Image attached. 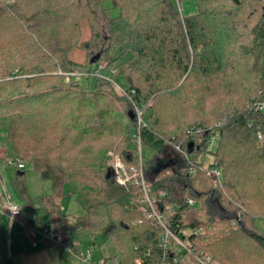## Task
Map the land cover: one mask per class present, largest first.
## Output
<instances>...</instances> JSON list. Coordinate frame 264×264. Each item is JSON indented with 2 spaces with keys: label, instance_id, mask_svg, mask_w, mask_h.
Wrapping results in <instances>:
<instances>
[{
  "label": "trees",
  "instance_id": "trees-1",
  "mask_svg": "<svg viewBox=\"0 0 264 264\" xmlns=\"http://www.w3.org/2000/svg\"><path fill=\"white\" fill-rule=\"evenodd\" d=\"M109 1L119 10L117 16L104 0H0V117L7 127L10 157L32 164L43 180L52 182L50 195L33 198L27 193L26 172H18L14 187L24 199L22 213L29 223L36 209L54 223H63L65 185L70 184L74 193L75 171L92 169L101 199L85 207L78 199L85 213L72 229L89 233L93 244L101 236L111 240L124 264H136L141 257L144 264L165 257L173 263L174 249L158 246L162 229L147 220L136 223L143 219V210H137L131 200L142 197L141 187L123 186L108 176L112 146L100 141L105 132L118 130V122L102 108L106 104L99 95L66 87L65 73L81 67L71 55L82 49L89 56L88 75L106 59L126 79L137 104L150 101L153 124L141 130V140L155 154L144 170L152 191L165 192L156 209L166 214L172 231L183 240L184 230L195 231L188 236L190 246L210 252L213 260L264 264V233L255 225L264 216V143L258 147L259 134L264 139V111L257 109L256 98L252 100L261 95L264 99V0H193L198 11L186 16L176 0ZM83 19L90 28L86 41L81 40ZM96 56L97 62L91 63ZM212 79L224 85L225 94L235 85L244 94H253L244 100L250 105L238 108L236 104L216 117L220 127L181 128L180 138L156 129L164 102H183L185 94L207 92L209 87L202 83ZM100 80L96 76V83ZM106 97L110 105L114 98ZM131 112L133 107L127 115L136 127ZM212 120L201 119L206 124ZM191 130L196 132L191 135ZM215 131L220 132V141L211 166L222 172L217 187L204 171L189 172L202 165L200 156L208 152ZM190 142L195 143L192 153H188ZM117 148L123 163L139 165L133 144ZM166 171L171 176L164 175ZM188 198L201 207L190 206ZM254 200H258L255 207ZM71 236L65 238L68 249L81 254ZM0 264L15 263L1 253ZM104 264L119 263L108 257Z\"/></svg>",
  "mask_w": 264,
  "mask_h": 264
},
{
  "label": "rangeland",
  "instance_id": "rangeland-1",
  "mask_svg": "<svg viewBox=\"0 0 264 264\" xmlns=\"http://www.w3.org/2000/svg\"><path fill=\"white\" fill-rule=\"evenodd\" d=\"M2 1L11 3L13 0H2ZM176 4L183 16L191 15V13L194 14L198 11L197 3L194 2L193 0H185L183 2H181L180 0H176ZM104 5L106 6V8L110 9L111 13L114 16H117L119 14V10L113 8L111 1L104 0ZM89 38H90L89 22L87 19H83L81 40L86 41ZM76 52L77 54L78 52L81 54V57H79V59H78V55L75 54V59L77 60V62L76 61L75 62L77 65H80L81 67L78 66L73 67V72L65 73L64 75L65 82H67L66 87L73 90H77L78 92H82L84 94L93 93L99 95L101 102L106 104L103 107L101 105V107L104 108L106 113L108 114L110 113V116L113 118L111 120H116L118 122L117 129L119 131L116 130L115 132V130H112L105 132L104 138L100 141V145L103 144V145L112 146V149H110L108 153V160H107V167L109 168L108 176L112 181L118 182L117 178L120 177L121 172L117 171V164L118 162H120L121 159L118 158L119 155L118 153H116L117 147L128 146L129 144L131 145L133 144V146L136 148L135 157H137V160H139V164L143 162V167L144 164L146 163L147 165H149V161L153 159V156L155 154V151L151 146L143 145L141 137L139 142V140L135 136L137 130H138V134L140 133L141 135V130L144 127H146V125L152 126L153 124V119L151 117L149 118L148 107L150 101L148 103L145 101L144 103L140 102L139 104H137L134 99V95L132 96L131 93L125 94L124 90L128 91V83L126 79L123 77H119L115 64H109L106 59H102L99 64L93 66L92 67L93 71H91V74L88 75L90 69L88 70L87 66L85 65L89 62V56L82 49H77L75 50V53ZM112 55L115 56L116 52H114ZM96 76H100L102 79L98 83H96ZM92 77H94L95 79ZM242 84L247 85L248 82L247 83L242 82ZM202 85L209 87L207 92L205 89H201L199 91V94H185L186 95L185 97L187 98H184L185 101L183 102L179 101L178 99L164 102L165 109L163 111H159L160 112L158 119L159 122L156 125V129H159L162 132H164L166 136L171 135L172 137H176V138H180L178 137L179 135L177 134H179L178 132L181 130V128L186 129L187 127H189L188 125L190 124L194 126L202 124V126H205L209 129L211 128L214 129L216 128V126L217 127L221 126L219 120H216L215 118L220 117V115L223 112L232 110L233 109L232 107H234L236 104H239L237 105L238 108H242L243 106H247V105L249 106L251 103V102L246 103V101L244 100L247 96L251 97L253 94L250 95L244 94L245 90L241 89L240 86L238 85L237 87L236 85L233 86L230 89L229 94H225L226 91L225 92L222 91L224 85L220 83V81L218 82V80L212 79V81L209 82L208 84L202 83ZM199 87L200 86H198V88ZM107 95H109V97L114 98L110 105H108L107 102L109 99L108 97H106ZM261 97L262 95L254 96L252 100L256 98L257 101H264V99H261ZM152 99L153 98H150V100ZM131 107L134 108L133 113L135 117H136L135 115L136 107H139L145 111L146 125L145 126L143 125L140 129L139 126H137V124L136 127L130 124L127 111L131 109ZM201 119L202 120L213 119V120L206 124L203 123ZM196 121L199 122L195 123ZM0 127H4L5 129H7L6 125L3 124L1 117H0ZM6 137H7V133H6ZM219 141H220V132L215 131V133L211 136V139L209 141L208 152L207 153L203 152L199 159L203 162L202 164L205 167L209 168L211 164L214 163L215 159L214 156L212 155V152L217 147ZM258 141H259L258 147H262L264 143L263 136L261 138L258 136ZM9 150H10L9 153L7 154L8 157L6 156L4 158L3 164L5 166H10L8 170L10 172V175L12 176L11 178L12 182H9V180H7V182L8 184H10L11 188L13 187L12 188L14 189L13 196L17 198L18 202L20 203V206L23 205L24 199L22 198V195H20L14 187V181L16 180L17 174L20 170H24L26 172L27 193L29 196L36 198L41 195H50L52 193V182L50 180H43L39 172L35 170L34 166L25 161L19 162L25 166L24 169H19L17 165L19 163L15 162L10 157L12 154L11 148ZM10 162H13L14 165H11ZM127 173H129L128 170ZM164 175L171 176V171H166ZM205 176L210 179L213 187H217L221 185V184L216 185L214 179L211 176H209L207 173ZM261 184H263V188H264V180H262ZM129 185L130 184L123 186L129 187ZM72 186H73V190L75 191L74 192L75 194L71 192L72 190L71 185L66 184L61 199L62 209L64 213L67 215L65 221L63 223L62 222L54 223L53 221L51 222L59 227V229L64 235V238H68L69 233H71L72 240L70 242L75 245H79L82 254L87 256V254L90 252V263L98 264L100 262H103L105 258L115 257L116 262H119V264H124L122 256H120L119 252L115 247V244L111 240L107 239L104 236H101L98 237L95 240V244H93V239L91 238L89 233L85 231H77L72 229V226L76 224L78 217L84 215L85 213L84 209L79 204L78 199L82 201L84 207L91 203L99 202L101 199L98 188L97 175L92 171V169L77 170L75 171L74 174V184ZM131 186L136 187L135 185H131ZM141 198H142L141 196H134L132 197L131 200L134 204H137L136 207L137 210L139 211L143 210L144 208V205L141 202ZM257 202L258 200H254V207L258 204ZM194 207L200 208L201 204L196 201ZM23 216L26 219V221L29 223L26 216L24 214ZM232 225L235 226L236 223L233 222ZM255 225L258 228V230L264 233V216L257 218ZM49 226L50 225H47L45 227H49ZM200 232H204V231L200 230ZM184 233L187 236L189 235L190 230L186 229ZM49 243L51 244L50 247L54 248L55 251L57 252L58 264H80V262H82L80 260L81 254H76L75 250L73 252H70L67 244L59 245L51 242ZM205 253L212 257L210 252L206 251ZM214 261H216L218 264H226L219 262L217 260ZM182 264H197V261L192 254L187 253L182 258Z\"/></svg>",
  "mask_w": 264,
  "mask_h": 264
},
{
  "label": "built area",
  "instance_id": "built-area-1",
  "mask_svg": "<svg viewBox=\"0 0 264 264\" xmlns=\"http://www.w3.org/2000/svg\"><path fill=\"white\" fill-rule=\"evenodd\" d=\"M124 93L130 94L132 92L124 90ZM131 95H134V94H131ZM255 105L257 109H259L260 111H264V101H256ZM135 110H136L135 112L136 123L135 124H137V126H139V129H140L143 125L144 126L146 125L145 111L139 107H136ZM195 132H196L195 130H191L190 134L192 135ZM135 136L140 142L141 135L140 133L138 134V130ZM259 137L261 138L262 135L259 134ZM176 149L177 151L181 153L183 152L180 146H177ZM199 162H202V161L199 160ZM10 164L14 165L13 162H10ZM17 165L19 169L25 168V166L22 163H19ZM197 169H200L201 171H204L209 176H211L214 179V182L216 185L222 183V172L219 168L212 167V166L208 168L202 164L199 168L191 167L189 169V172L192 174H195ZM127 170L129 173H127ZM117 171L121 172L120 177L117 178V181L120 184H123V185L130 184V185H135L137 187H141V190H142L141 202L144 205L143 219H138L136 223L142 224L143 220H147L150 225L161 228L162 234L160 235L158 246L165 251H169L172 248L174 249L175 256L173 258V263L168 259V257H165L163 261L154 262L152 264H174V263L177 264L179 262H182V258L187 253L192 254L195 257L197 264H218L216 261L213 260L211 256H209L205 252L198 251L192 246H190L188 236H190L193 233H196L195 231L193 232L192 230H190V233L189 235H187V238L185 240L181 239L178 234L172 231V229L170 228V225L167 222L166 214H162L156 209V202L158 200L165 198L166 195L164 192H159L158 194H156L152 191L151 184L148 183L146 180V174H145V170L143 167V162H141V164L139 165H132L128 167L120 160V162H118L117 164ZM186 201L190 206H195L196 204V201L192 198H188ZM8 215L13 222L19 223L22 227L28 226V222L22 218L23 213H22L20 205L10 202L8 204ZM30 232L33 236L38 235L41 238V240L45 242H51V243H55L59 245H66V241H65L63 233L61 232L59 227L54 224L50 225L49 227L43 228L41 230L31 229ZM32 245L34 248H38V241L33 240ZM69 251L73 252L72 249H69ZM147 255H149V253H147ZM80 260L82 261V263H90V252L87 254V256L81 253ZM135 263L144 264V258L141 257V258L136 259ZM98 264H104V261Z\"/></svg>",
  "mask_w": 264,
  "mask_h": 264
},
{
  "label": "crops",
  "instance_id": "crops-1",
  "mask_svg": "<svg viewBox=\"0 0 264 264\" xmlns=\"http://www.w3.org/2000/svg\"><path fill=\"white\" fill-rule=\"evenodd\" d=\"M75 54L77 52L74 51L71 57L77 62ZM77 55L79 59L81 54L78 52ZM9 149L6 129L0 127V252L4 256L11 257L15 264H58L57 252L50 247L51 244L41 240L38 235L33 236L30 232L31 229L41 230L46 228L45 226L53 224L41 210L34 211V220L32 223H28L27 227L13 222L8 215L10 202L20 205L17 198L13 196V187L11 188L7 182V180L12 182V176L8 170L10 166L3 164ZM23 219L26 220L24 216ZM33 240L38 241V248L33 247Z\"/></svg>",
  "mask_w": 264,
  "mask_h": 264
},
{
  "label": "water",
  "instance_id": "water-1",
  "mask_svg": "<svg viewBox=\"0 0 264 264\" xmlns=\"http://www.w3.org/2000/svg\"><path fill=\"white\" fill-rule=\"evenodd\" d=\"M97 60H98V57L96 56V57H94V58L91 60V63H95V62H97ZM130 118H131L132 121L135 123L136 119H135V116H134V113H133V112L130 113ZM193 150H194V142H190V143H189L188 152H189V153H192Z\"/></svg>",
  "mask_w": 264,
  "mask_h": 264
}]
</instances>
